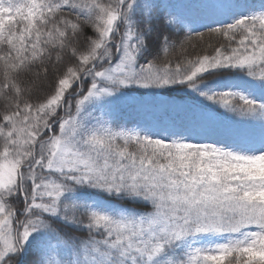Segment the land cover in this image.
<instances>
[{
    "label": "snow or ice",
    "instance_id": "1",
    "mask_svg": "<svg viewBox=\"0 0 264 264\" xmlns=\"http://www.w3.org/2000/svg\"><path fill=\"white\" fill-rule=\"evenodd\" d=\"M0 100V264H264V0H0Z\"/></svg>",
    "mask_w": 264,
    "mask_h": 264
},
{
    "label": "trees",
    "instance_id": "2",
    "mask_svg": "<svg viewBox=\"0 0 264 264\" xmlns=\"http://www.w3.org/2000/svg\"><path fill=\"white\" fill-rule=\"evenodd\" d=\"M183 1V0H181ZM181 1L177 0H165V2H170L176 5H184ZM262 0H248V3L254 6L256 9H259V5ZM197 27L198 31H202L205 33L203 39L197 37L194 33L192 34V39L187 41L184 45V51H181L179 47L169 48L168 51L165 53L163 51L159 52L158 59L156 60L157 64H164L166 62H172L175 64L178 61H182L185 59H192L197 56L202 55H213L214 50L217 47L224 46L225 49H229L231 47H236V42H229L224 37L217 35V34H210L208 33L207 29L201 27L199 25H194ZM89 34H91V29H88ZM188 35L187 29L184 33H181L176 39L183 40ZM239 37H237V40ZM84 48L80 47V51H83ZM157 56L156 49H149L148 52L144 53L143 56L140 57L139 62L141 64L144 63L145 59L151 60L153 57ZM55 59V52H53V60ZM47 63V61H46ZM65 63H75L74 59H69L67 56L65 57ZM64 65H61V70H63ZM38 85H43L42 87L35 89L33 94V101L36 99V95H39L41 98L47 93H50L51 87L50 85L54 84V77L49 74L48 78L43 81H37ZM87 87V85H85ZM142 91H149V90H142ZM167 98V97H166ZM175 103L181 106H192L193 105V98L187 94L181 93L179 96L173 98ZM199 103V100H198ZM207 103V102H204ZM4 109V101L0 100V111ZM100 112L107 113V108H97V115ZM113 115L105 114L104 119L109 120L112 122L113 127H124V128H134L137 127L138 124L142 121L143 117L138 114L137 112L121 105L120 107H116L112 109ZM216 112L222 115H232L229 113H225L223 108L216 107ZM233 119H239L233 115ZM193 139L199 140L200 142H208L212 143L214 140L219 139L216 136H200V137H193ZM16 206H19V201L15 202Z\"/></svg>",
    "mask_w": 264,
    "mask_h": 264
},
{
    "label": "rangeland",
    "instance_id": "3",
    "mask_svg": "<svg viewBox=\"0 0 264 264\" xmlns=\"http://www.w3.org/2000/svg\"><path fill=\"white\" fill-rule=\"evenodd\" d=\"M178 2L181 1V0H177ZM183 4H189V3H193L194 0H183L181 1Z\"/></svg>",
    "mask_w": 264,
    "mask_h": 264
}]
</instances>
